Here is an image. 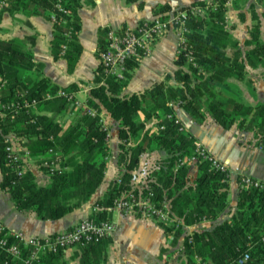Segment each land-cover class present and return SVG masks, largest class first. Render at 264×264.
Instances as JSON below:
<instances>
[{
  "label": "trees",
  "instance_id": "obj_1",
  "mask_svg": "<svg viewBox=\"0 0 264 264\" xmlns=\"http://www.w3.org/2000/svg\"><path fill=\"white\" fill-rule=\"evenodd\" d=\"M3 1L7 3L6 10L53 20L51 55L54 60L63 58L67 71L73 72L81 55L77 37L81 0ZM122 1L133 4L139 0ZM230 1L237 0L198 1L178 10L185 13V42L178 46L176 70L141 93L122 96L144 55L130 59L120 79L106 74L99 63L85 107L75 108L72 101L58 95L60 91L73 95L76 88L62 90L42 74V65L34 63L32 52L27 49L29 39L0 40V189L10 195L15 208L33 212L40 220L54 221L90 200L103 183L110 156L107 131L100 116L103 108L118 125L117 165L121 173L96 200L88 219L109 222L108 210L117 199L127 194H152L149 200L157 208L164 200L170 201L175 219L159 225L171 247L182 240L183 264H264V194L241 185V174L237 175L238 196L232 216L210 230L184 233V226L216 221L227 210L230 172L214 169L208 159L199 156L198 143L184 131L174 108L179 107L197 122L208 115L221 128L250 132L257 146L264 144V103H246L240 90L229 82L234 79L251 88L247 66L264 67L262 26L259 17H254L256 22L243 43L248 49L242 51L226 25V4ZM255 2L264 9V0ZM168 11L170 8L163 6L155 15L166 20L161 14ZM106 33L101 32L97 56L106 48ZM228 49L232 50L231 55L227 54ZM87 110L96 114L91 116ZM66 112L73 115L67 126L58 119ZM150 121H155V126L147 129ZM9 135L49 176L46 185H38L29 170L17 175L7 158ZM156 151H164L165 160L150 173L145 185L134 188L132 181L141 156ZM40 157L58 163V169L41 166ZM192 161L198 173L190 182L188 170ZM7 239L15 242L12 237ZM106 241L107 238L85 247L75 246L81 253L79 264H100ZM19 249V258L6 256L0 249V264H63L61 250L40 253L27 261L30 249L21 244Z\"/></svg>",
  "mask_w": 264,
  "mask_h": 264
},
{
  "label": "crops",
  "instance_id": "obj_2",
  "mask_svg": "<svg viewBox=\"0 0 264 264\" xmlns=\"http://www.w3.org/2000/svg\"><path fill=\"white\" fill-rule=\"evenodd\" d=\"M212 0H139L133 4H126L122 0H92L88 3L81 0L82 6L78 10L80 30L78 42L81 46V55L73 72H68L66 61L63 58L54 60L50 52V41L53 37V20L42 16H25L21 12L12 11L10 8L0 13V40L26 41L35 64L42 65V74L51 83L67 89L74 86L76 89L73 98L78 105L75 108L85 107L90 89L94 86L99 60L97 56L98 41L104 30L133 29L144 21H151L157 17L155 12L163 6H168L170 11L161 14L166 19H171L181 8L191 4ZM160 15V16H161ZM259 17L262 26L261 38L264 41V9L255 0H237L226 4V25L232 37L240 44L248 39V31L254 24V17ZM178 31L169 30L156 39L150 53L139 59L138 68L134 71L122 96L141 93L156 82H160L165 74H172L176 70L174 59L178 51ZM228 49L227 54L231 55ZM247 78L252 87L245 82L230 79L229 82L241 92L243 101L248 104L264 103V67L252 69L247 66ZM174 113L181 123L184 131L189 133L194 140L217 160L228 166L229 195L228 208L216 221H202L192 226H187L184 233L194 230L212 229L215 225L229 219L236 210L238 184L237 175L245 174L264 181V151L257 148L254 135L243 132L236 127L229 130L221 128L208 115L202 122H197L179 107L174 108ZM48 115L51 113L47 112ZM101 119L107 131L110 156L104 180L90 200L81 208L66 215L60 220H40L33 212L18 211L11 201L10 195L0 189V225L9 232H20L27 238L51 237L64 232L77 225L80 221L90 218L93 205L102 197L107 188L119 177L121 170L117 165L118 156V125L106 111L101 108ZM58 119L65 126L73 120L69 112L58 115ZM155 121L147 123L146 128L152 129ZM17 146L21 147L18 143ZM22 148V147H21ZM166 158L164 151L145 153L141 156L140 163L132 181L134 188H141L147 183L146 178ZM27 170L34 175L35 182L44 186L49 181V176L42 171L35 161L27 162ZM198 168L194 161L189 163L188 177L194 180ZM1 182V173H0ZM108 219L114 224V231L105 242L104 259L100 264H160L157 258L158 251H167L172 254L170 259H164L162 264H183L181 241L174 247L168 244L159 222L137 210L119 211L108 210ZM165 243L169 245L165 247ZM169 249V251H168ZM63 264H79L81 253L73 247L63 251L60 256Z\"/></svg>",
  "mask_w": 264,
  "mask_h": 264
},
{
  "label": "built area",
  "instance_id": "obj_3",
  "mask_svg": "<svg viewBox=\"0 0 264 264\" xmlns=\"http://www.w3.org/2000/svg\"><path fill=\"white\" fill-rule=\"evenodd\" d=\"M6 7V1H0V13ZM184 20L185 13L178 11L171 19L161 20L159 17H155L151 21L140 23L133 29L107 30L106 48L98 54L99 63L103 66L106 74L113 75L119 79L122 78L126 63L132 58H139L140 55L149 54L154 41L169 30L178 31L179 45L184 44ZM58 95L67 98L68 101H72L74 105H78L73 95H68L63 91H60ZM87 112L91 116L96 114L93 110H87ZM6 140L9 142L6 147L7 158L17 170V175H22L27 170L26 163L36 159L31 158L26 150L17 146L12 135L7 136ZM197 147L199 156L208 159L214 169L222 172L229 170L225 163L210 157L201 145L198 144ZM259 147L264 149V144ZM40 160V165L43 167L48 166L54 170L59 167L58 163L49 162L50 160L48 161L44 157H40ZM240 183L244 187L255 188L264 194V181L241 174ZM150 196L152 194L147 197L140 195L136 197L134 194H127L125 197L117 199L111 209L119 211L140 210L157 222L167 223L173 221L175 218L171 215L170 201L164 200L161 207L157 208L149 200ZM113 231L114 224L110 221L96 223L93 220L85 219L72 227V229L57 233L51 237L27 238L20 232H9L0 225V249L6 256L19 258V245L21 244L23 247L30 249L29 259L27 260L30 261L37 258L40 253H57L60 250L65 251L75 246L85 247L108 238ZM8 237H12L15 242L10 243L7 239ZM197 262H200V259H197ZM4 264H7V262H4Z\"/></svg>",
  "mask_w": 264,
  "mask_h": 264
},
{
  "label": "rangeland",
  "instance_id": "obj_4",
  "mask_svg": "<svg viewBox=\"0 0 264 264\" xmlns=\"http://www.w3.org/2000/svg\"><path fill=\"white\" fill-rule=\"evenodd\" d=\"M202 147H204L202 145ZM258 149L264 151V149H261L259 146H257ZM137 211H140V210H137ZM142 212V211H140ZM144 214V212H142ZM165 247H168L169 248V245L167 243H165ZM169 251V249H168ZM172 257V254L171 253H168L166 250L165 251H162V250H159L158 251V255H157V258L160 259V264L163 263L164 259H170Z\"/></svg>",
  "mask_w": 264,
  "mask_h": 264
}]
</instances>
